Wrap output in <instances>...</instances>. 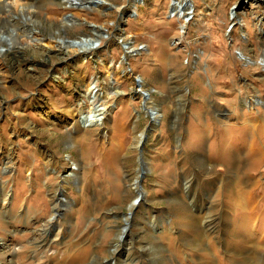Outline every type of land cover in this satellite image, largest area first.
Segmentation results:
<instances>
[{
  "label": "rangeland",
  "instance_id": "374dc122",
  "mask_svg": "<svg viewBox=\"0 0 264 264\" xmlns=\"http://www.w3.org/2000/svg\"><path fill=\"white\" fill-rule=\"evenodd\" d=\"M0 1V264H264V0H192L185 32L173 0ZM91 23L102 45L67 47ZM141 76L163 117L137 147Z\"/></svg>",
  "mask_w": 264,
  "mask_h": 264
},
{
  "label": "bare ground",
  "instance_id": "6f19581e",
  "mask_svg": "<svg viewBox=\"0 0 264 264\" xmlns=\"http://www.w3.org/2000/svg\"><path fill=\"white\" fill-rule=\"evenodd\" d=\"M63 2H64V5L65 6H69L70 4H72V2H71V0H62ZM1 2V1H0ZM188 2H189V7H187V9H191L192 10V12L193 13H195V10H196V6H195V4L192 2V0L190 1V0H175V4H174V6H175V8L177 9V13L176 14H178L180 17H182L183 18V23H182V26H181V28H182V30H183V32H185L186 30H187V26H188V24L190 23V20H191V18H190V14H189V12H186L185 11V8H184V4H188ZM3 3L5 4L4 6H9V7H11L13 4H15V5H18L20 8H22V11H24V7L26 6V7H30V5H27V4H24V2H23V4L22 3H20V0H4L3 1ZM109 1H107V0H102L101 1V4H108L109 5ZM140 3H144V0H134V9H133V11L134 12H137L138 11V9H137V7H138V4H140ZM99 5V4H98ZM111 5V4H110ZM172 5V4H171ZM3 6V7H4ZM71 6V5H70ZM114 6V5H113ZM2 7V6H1ZM122 7H124V6H119V10L120 11H122ZM132 11V12H133ZM28 15H31V13L30 12H28L27 13ZM32 16V15H31ZM64 22H66V21H64ZM97 26V25H96ZM63 27H68V25L67 24H63ZM99 27V26H98ZM98 27H96V28H94V31L96 32V33H98V37L97 38H92V37H90V36H86V37H82V38H79L80 39V43L79 44H77V43H74L75 42V40H77V38H73V39H69L70 41H65L64 39H63V42L65 43H68V45H67V47L68 46H72V47H75L76 49L75 50H77V48L80 50V51H84V52H86L87 50H91V44L93 45V43H95V42H97V43H99V46H101L102 45V38L104 37V36H106V37H108L109 36V34H108V32H104V33H102L101 34V32L98 30ZM122 23H119V28L122 30ZM31 31V30H30ZM32 33V32H31ZM106 33V34H105ZM29 34V33H28ZM108 35V36H107ZM6 37V35L5 34H3L2 35V38H0V48L1 47H3V46H5L4 45V43H3V41H2V39L3 38H5ZM33 39H39L37 36L35 37H33ZM124 44V43H123ZM125 45H127V49H128V53H131V52H134V51H137L138 49H136V48H134V47H132V46H130V44H129V42H126V44ZM94 49V48H93ZM248 61H252L251 59L250 60H248ZM263 64H264V58H263ZM141 79H142V81H141V83L139 84V88L141 89V92H142V94H143V92H146L149 96L147 97V113L148 114H150L151 116H152V119H153V122H152V127L153 128H155L157 125H160L161 124V122H162V117H163V112L161 111V106H160V104L159 103H157L156 101H154V97H153V93L150 91V90H148V89H146V81H145V79H143L142 78V76H141ZM93 90H91L92 91V93H93V97H92V99H96L98 96H97V90L99 89L98 88V86H97V84H96V82H93ZM98 88V89H97ZM168 96V95H167ZM164 98V97H163ZM165 101V100H164ZM167 101V100H166ZM96 102V101H95ZM257 104L258 105H264V99H257ZM96 110H93V111H89V112H86V113H84L83 115H82V118H84L83 119V122H84V126H91V125H104V123H105V118H106V107H105V105H103V104H96ZM150 111H152V112H150ZM82 120V119H81ZM144 134H145V132H142V133H140L139 134V137H138V145H137V147H140V146H142L143 144L142 143H144V141H146L144 138H143V136H144ZM237 154V153H236ZM199 156V155H198ZM68 158L70 159V160H72L71 161V164H72V169H71V174L70 175H75V176H78L79 177V171H80V169L82 168V166H81V164L78 162V161H75V160H73L72 158H71V155H69L68 156ZM74 166V167H73ZM85 167V166H84ZM142 168H144L146 171H148L149 169H150V167H145V166H143ZM141 168H140V170H139V172L137 173V176H136V179H135V182H134V184H135V187L138 189V196H137V198H136V201L134 202H132L131 204H130V213H129V216H131L132 214H133V211L135 210V209H137V207H139V205H141V202H138V200L140 199V198H143V197H145V195L147 194V192L145 191V190H140L139 189V187H141L140 186V174H141ZM241 173V172H240ZM237 175V174H236ZM239 176V175H238ZM79 179V178H78ZM228 181V180H227ZM79 182V184H80V186H81V183H80V181H78ZM252 183V182H251ZM247 184V183H246ZM249 184V183H248ZM239 187V186H238ZM222 188V187H221ZM251 189V188H250ZM66 190V187L65 186H63L62 188H61V192L63 193L64 191ZM250 191V190H249ZM229 192V191H228ZM235 193H238V190H236L235 191ZM239 193H243V195L244 194H246V189H241L240 190V192ZM64 194V193H63ZM251 194V193H250ZM249 194V195H250ZM64 196V198H63V201H62V208H63V211L64 210H67L68 208H70V206H71V204H72V202H70V201H68V197L66 196V195H63ZM251 197V196H250ZM138 202V203H137ZM242 205V204H241ZM238 206V205H237ZM233 221V220H232ZM150 223H152V225L154 226V230L155 231H157V232H163L164 231V227H160L159 226V222L158 221H150ZM195 224V223H194ZM215 224V223H214ZM192 225V224H191ZM211 226V225H210ZM214 226V225H213ZM233 227H234V229H236L237 230V228H238V225H233ZM126 229H127V226H126ZM200 229V228H199ZM201 230V229H200ZM140 232V231H139ZM201 233V232H200ZM235 233H237L236 231H235ZM136 234V233H135ZM139 237V236H138ZM159 239H160V237H159ZM193 240V239H192ZM196 240V239H195ZM197 241V240H196ZM199 241V240H198ZM132 242V241H131ZM156 242V241H155ZM130 243V242H129ZM195 243V242H194ZM157 244H159V243H157ZM200 244V243H199ZM199 244L197 245V246H199ZM125 245V244H124ZM193 245H195V244H193ZM118 246V245H117ZM117 246L115 247V250L117 251L118 249H117ZM200 246H201V244H200ZM130 248H132V247H130ZM157 248H159L158 246H153L152 247V251H154V256H153V258H154V261H155V263H157L158 262V257H160V256H163L162 255V251L160 250V248L159 249H157ZM165 249V248H164ZM158 252H160V254L158 253ZM130 253H131V251H130ZM129 252H125L123 255L121 254L120 255V258H119V260L121 259V257H122V264H125L127 261H126V256H124V255H129L130 254ZM124 256V257H123ZM131 256V255H130ZM164 256H166V255H164ZM168 257V256H167ZM127 258H129V257H127ZM94 260V259H93ZM128 262H129V260H128ZM97 263V262H96ZM118 263V262H117ZM162 263V262H161ZM112 264H116V261L114 260L113 262H112Z\"/></svg>",
  "mask_w": 264,
  "mask_h": 264
},
{
  "label": "water",
  "instance_id": "95a60500",
  "mask_svg": "<svg viewBox=\"0 0 264 264\" xmlns=\"http://www.w3.org/2000/svg\"><path fill=\"white\" fill-rule=\"evenodd\" d=\"M101 1L102 0H88V1H83V0H71V2H72V4H70V5H72V6H81V7H87V8H90L91 7V5H98V4H100L101 3ZM174 4H175V0H173L172 1V5H171V7H170V14L171 15H174V14H176L177 13V9L175 8V6H174ZM69 5V6H70ZM187 5L186 4H184V8L186 7ZM122 13H124L123 11H122ZM15 15V14H14ZM133 15V14H132ZM69 16H72V14H68V15H66V17H69ZM124 16H126V14L124 15ZM17 17V16H16ZM91 26L93 27V28H96V27H98V25L96 26V24H94V23H91ZM101 27V26H100ZM97 34V33H96ZM85 36H90L88 33H86V34H84ZM68 38V37H67ZM66 37L64 38V40L65 41H70L69 39H67ZM79 38H82V35L80 36H78V38H77V40H75V42L74 43H77V44H79L80 43V39ZM92 48V50H93V48L94 49H96V48H98L99 47V43H97V42H95V43H93V45L91 44L90 45ZM123 47H124V49H125V52L126 53H128V49H127V46L125 45V44H123ZM1 49V48H0ZM1 50H3V49H1ZM83 52V51H82ZM141 81H142V79L141 78H138V85L141 83ZM143 94H144V101H143V109L144 110H147V97L149 96L146 92H143ZM97 107H96V105H95V109H96ZM150 112H152V111H150ZM83 119L84 118H82V123L84 124V122H83ZM152 122H153V119H151V125H152ZM85 125V124H84ZM149 126L148 128H147V130L145 131V134H144V136H143V138L145 139V140H147V138H148V136H149V134L147 133L148 131H150V130H153V127L152 126ZM145 142V141H144ZM143 144V143H142ZM146 170L144 169V168H142V170H141V174H140V181L139 182H141L142 181V179L144 178V176H145V174H146ZM140 186L142 187V185L140 184ZM124 219L126 220V216H124Z\"/></svg>",
  "mask_w": 264,
  "mask_h": 264
},
{
  "label": "crops",
  "instance_id": "0c3cea01",
  "mask_svg": "<svg viewBox=\"0 0 264 264\" xmlns=\"http://www.w3.org/2000/svg\"><path fill=\"white\" fill-rule=\"evenodd\" d=\"M125 13H126V16H124V17H126L127 19H129L128 18V16L130 15L131 17H133L134 15H131L130 13H131V9H126V11H125ZM139 15V14H138ZM120 16H121V13H120Z\"/></svg>",
  "mask_w": 264,
  "mask_h": 264
}]
</instances>
